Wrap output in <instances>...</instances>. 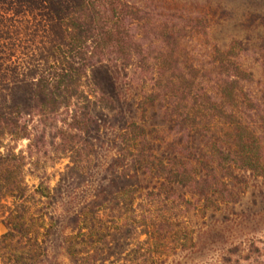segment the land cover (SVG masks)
Segmentation results:
<instances>
[{
  "label": "trees",
  "instance_id": "1",
  "mask_svg": "<svg viewBox=\"0 0 264 264\" xmlns=\"http://www.w3.org/2000/svg\"><path fill=\"white\" fill-rule=\"evenodd\" d=\"M186 6L0 0L1 264H166L264 186V32L219 47Z\"/></svg>",
  "mask_w": 264,
  "mask_h": 264
},
{
  "label": "rangeland",
  "instance_id": "2",
  "mask_svg": "<svg viewBox=\"0 0 264 264\" xmlns=\"http://www.w3.org/2000/svg\"><path fill=\"white\" fill-rule=\"evenodd\" d=\"M137 2L139 6H153L158 0H130ZM160 1V0H159ZM162 1V0H161ZM186 4L191 12L206 10L209 5L211 31L209 33L211 44L224 47L233 38L241 39L253 50L259 42V36L264 32V0H178ZM147 8V7H146ZM210 9V8H209ZM249 59V62H253ZM18 149L25 150L26 141L18 142ZM68 158L62 157L49 162L42 172L49 177L50 184L54 185L59 172L68 164ZM35 174V173H34ZM248 187L242 191L238 205L233 207V213L226 212V218L215 215L205 221H197L198 237L193 249L177 251L167 257L166 264H205L218 260L228 251L238 246L241 242L247 247L250 242L259 247L258 261L264 264V186L252 188L254 177L247 178ZM27 183L36 184L35 175L26 176ZM230 207V206H229ZM5 209L0 206V235L5 232L3 225V213ZM251 243V244H252ZM254 250V247H251ZM56 252H53L56 255ZM247 252V251H246ZM245 252V253H246ZM254 255V254H253ZM257 256V255H256ZM65 264H69L63 256L59 257ZM1 264V263H0Z\"/></svg>",
  "mask_w": 264,
  "mask_h": 264
}]
</instances>
